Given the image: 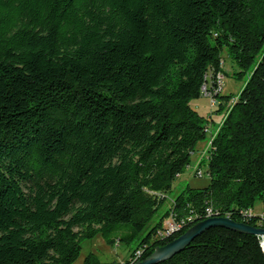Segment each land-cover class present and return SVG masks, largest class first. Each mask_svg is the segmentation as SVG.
<instances>
[{
    "label": "trees",
    "instance_id": "1",
    "mask_svg": "<svg viewBox=\"0 0 264 264\" xmlns=\"http://www.w3.org/2000/svg\"><path fill=\"white\" fill-rule=\"evenodd\" d=\"M224 50L247 80L237 97L218 96L231 102L213 110V134L191 102L209 76H225ZM207 133L209 184L177 196L181 232L157 239L156 196ZM257 202L264 0H0V264H73L83 240L114 246L118 231V243L140 238L123 263L134 264L207 209L264 227L240 214ZM262 241L212 228L159 264H264Z\"/></svg>",
    "mask_w": 264,
    "mask_h": 264
},
{
    "label": "rangeland",
    "instance_id": "2",
    "mask_svg": "<svg viewBox=\"0 0 264 264\" xmlns=\"http://www.w3.org/2000/svg\"><path fill=\"white\" fill-rule=\"evenodd\" d=\"M223 60V73L225 74L223 80V91L222 96L235 98L245 84L247 80V76L243 78H237L236 73L239 71L238 67L234 63V61L228 56L226 50L222 53ZM231 101H224L222 105L225 104L226 107L230 105ZM192 107L204 118L210 120V117L213 118V124L216 125V129L219 127L222 113L213 112L210 107L208 100L204 97H200L198 100L191 102ZM209 135L206 134V140L199 143L195 149V151L190 156V163L186 166L185 170L176 178L171 188L168 191L163 192L156 196L157 212L154 215L150 226H153L159 218L164 217L162 220V225H167L170 223L171 216H175L177 211H174L175 207V199L177 196L187 187L193 189L204 188L209 184V177L207 175L198 178L194 175L195 170L205 171L206 166H199L200 160L204 159L205 151L204 148L207 146V139ZM205 160V159H204ZM254 212L259 213L260 211L264 212V202H257L254 205ZM181 232L174 233V235ZM125 235V231H118L113 238L116 240V244L114 246H109L105 239L102 238L101 235H96L92 239H85L80 243V253L77 259L73 264H83V261L86 256L92 255L94 256L100 264H123L129 258L131 251L136 249L140 242V238L135 239L128 245L123 242H117V239ZM262 246V243H261Z\"/></svg>",
    "mask_w": 264,
    "mask_h": 264
},
{
    "label": "water",
    "instance_id": "3",
    "mask_svg": "<svg viewBox=\"0 0 264 264\" xmlns=\"http://www.w3.org/2000/svg\"><path fill=\"white\" fill-rule=\"evenodd\" d=\"M212 228H224L239 234L253 235L261 238L263 240L262 250L264 252V228H257L234 222L229 218L216 216L195 223L181 236L164 246L156 247L149 257L142 261H137L134 264H159L169 260L176 254L182 252L195 238Z\"/></svg>",
    "mask_w": 264,
    "mask_h": 264
},
{
    "label": "built area",
    "instance_id": "4",
    "mask_svg": "<svg viewBox=\"0 0 264 264\" xmlns=\"http://www.w3.org/2000/svg\"><path fill=\"white\" fill-rule=\"evenodd\" d=\"M223 80H224V75L222 73H218V74H216L213 81L210 79V76H209V79L207 81V85L205 87L203 97L208 100L209 107L213 110H216L219 107V105L221 104V100L219 99L218 96H220L222 94V91H223V86H222ZM210 146H211V138L207 142L206 147H210ZM196 174L198 177H201L203 175V172H202V170L199 169L198 171L196 170ZM206 213H207V215H206L207 219L218 216V215H212V212L209 209L206 210ZM240 214L244 217H247V218L256 216L252 213L251 210L243 211ZM257 216H258V223L257 224L264 226V214L257 215ZM224 218H229V217L225 216ZM261 228H264V227H261ZM181 229H182V224H178L175 221L174 216L172 215L171 219H170V223H168L167 225H162V229L157 231L156 238L157 239L158 238L159 239H167L171 235H174V233L178 232ZM140 255H141L140 251L135 253L134 260H133L134 263L138 261V258L140 257Z\"/></svg>",
    "mask_w": 264,
    "mask_h": 264
},
{
    "label": "crops",
    "instance_id": "5",
    "mask_svg": "<svg viewBox=\"0 0 264 264\" xmlns=\"http://www.w3.org/2000/svg\"><path fill=\"white\" fill-rule=\"evenodd\" d=\"M222 68H223V65H222ZM222 71H223V69H222ZM219 114H221V113H219ZM210 124L212 125V127H211V133L215 134L217 132L218 128L216 129V125L214 126V124H213V118L212 117H210ZM205 148H204V150H205ZM254 210H255L254 208L251 210L254 215L264 214L263 211H260L259 213H255Z\"/></svg>",
    "mask_w": 264,
    "mask_h": 264
},
{
    "label": "bare ground",
    "instance_id": "6",
    "mask_svg": "<svg viewBox=\"0 0 264 264\" xmlns=\"http://www.w3.org/2000/svg\"><path fill=\"white\" fill-rule=\"evenodd\" d=\"M208 79H209V78H208ZM208 79H207V80H208ZM206 85H207V83L202 87V96H203V94H204V90H205Z\"/></svg>",
    "mask_w": 264,
    "mask_h": 264
}]
</instances>
